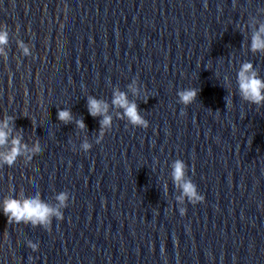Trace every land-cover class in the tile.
<instances>
[{"label":"clouds","instance_id":"obj_1","mask_svg":"<svg viewBox=\"0 0 264 264\" xmlns=\"http://www.w3.org/2000/svg\"><path fill=\"white\" fill-rule=\"evenodd\" d=\"M264 12V9L260 10ZM246 28L250 29V51L253 54H264V20L258 19L257 16H251L247 22ZM9 44V31L7 25H0V57L5 61L8 59L6 51ZM17 46L24 56L31 55L30 45L23 41L17 40ZM227 79V78H226ZM237 86L240 98L252 105L259 107L264 106V78L260 76L259 70L249 61L240 64L237 72ZM128 91L133 96L139 97L141 89L137 81L133 80L127 85ZM199 89L196 87L185 88L177 92L178 102L188 106L197 100ZM230 101L227 100V106ZM111 107L117 109L116 117L127 120L128 124L133 127L147 129L149 122L141 115V111L135 100L128 98V93L115 87L112 92ZM110 104L104 99H98L93 95L87 96V110L92 117H100V128L95 143L99 144L106 132L110 131L113 126V115L109 112ZM122 110V111H121ZM15 117L5 114L0 119V168L5 165L12 167L19 158L28 164L33 157L41 153L42 148L39 140H35L31 145L24 142L23 130L15 128ZM57 119L64 123L75 122L77 128L84 130L86 125L82 118L76 119L70 108L57 109ZM15 131V135L13 132ZM84 152L92 148V143L87 138L80 145ZM171 177L179 195L175 197L179 205H184L187 200L195 205L204 201V196L198 192L197 185L188 176V168L181 159H176L171 164ZM166 188V186H165ZM56 203H49L42 199L40 193L25 195L21 188L18 195L6 196L0 201V210L7 217L8 223H23L33 227H42L45 230H51L53 218L63 220V209L68 206L69 193L67 191L59 192L54 197ZM181 215L186 213L185 207H180ZM27 246L32 251L38 250V244L27 241ZM31 260L32 258L29 257Z\"/></svg>","mask_w":264,"mask_h":264}]
</instances>
